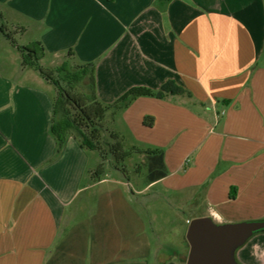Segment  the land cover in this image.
<instances>
[{
	"label": "crops",
	"instance_id": "crops-1",
	"mask_svg": "<svg viewBox=\"0 0 264 264\" xmlns=\"http://www.w3.org/2000/svg\"><path fill=\"white\" fill-rule=\"evenodd\" d=\"M0 12V24L30 36L26 45L43 43L45 68L95 63L104 104L170 79L190 91L139 96L109 118L159 134L168 174L150 183L264 215V0H0ZM56 96L0 25V264H186L185 245H153L143 223H110L92 206L86 190L102 179L84 183L95 169L74 135L57 154ZM208 209L202 216L230 220ZM260 233L252 249L264 260Z\"/></svg>",
	"mask_w": 264,
	"mask_h": 264
},
{
	"label": "rangeland",
	"instance_id": "rangeland-1",
	"mask_svg": "<svg viewBox=\"0 0 264 264\" xmlns=\"http://www.w3.org/2000/svg\"><path fill=\"white\" fill-rule=\"evenodd\" d=\"M3 22L0 15V23ZM0 25L22 45H26L31 40L29 35L16 34V29H13L11 25L8 27L5 24ZM40 62L49 63L47 59H41ZM54 75L60 79V76ZM62 84L67 85L63 81ZM74 92H78V90ZM110 115L109 112L106 115L108 119L105 117L103 120V129L100 134L106 148L105 170L99 175L95 174L98 164L103 162V159L98 150L86 149L91 156L90 167H94L95 172L90 176L87 173L86 177H83L84 183L88 184L93 180L102 179L87 189V194H85L87 196L91 195L92 206L94 204L99 212L105 210L107 214L103 217L110 220V223L117 224V221L118 223H143L148 230L147 233L150 234L153 245L162 243L167 249L185 245L188 249L186 256H188L190 245L186 234L189 224L186 223V220L206 215L210 206L219 207L230 219L228 222L264 219V215L247 213L245 209L235 206L233 203L219 206L217 203H222L219 202V198L207 200L202 197L203 194L194 196L189 191H174L169 187L170 184H167V181L150 183L148 180L147 155L149 152H157L159 149L155 144L159 134L149 129H143L141 133L135 134L126 126L121 113H116L112 118H109ZM183 123L182 120V126ZM182 133L177 134L174 143L179 144L177 140L181 139ZM118 140L122 142L121 147L125 154L124 162H118L115 154L107 152V142L114 143ZM219 172L220 169L214 172L211 177H208L207 184L204 185L205 188L213 185ZM172 177H176V175H172ZM189 177L192 178L191 174ZM221 193V190L218 191L217 196L222 197ZM81 200L79 198V202ZM100 216L102 217V215H99V218ZM259 234L261 233L259 232L254 236ZM254 236L238 248L236 258L240 264H264L262 258L258 260L253 255L252 238Z\"/></svg>",
	"mask_w": 264,
	"mask_h": 264
},
{
	"label": "trees",
	"instance_id": "trees-1",
	"mask_svg": "<svg viewBox=\"0 0 264 264\" xmlns=\"http://www.w3.org/2000/svg\"><path fill=\"white\" fill-rule=\"evenodd\" d=\"M1 30L21 50L23 65L35 68L57 87V96L54 102V112L50 127L58 143L57 154L63 150L68 137L74 135L83 147L100 152L103 162L99 164L95 174L99 175L105 170L106 148L100 134L103 129L102 122L109 112L114 113L120 108L129 106L139 96H155L158 98L182 94L192 96L190 91L179 85L175 80L170 79L163 83L158 90L134 87L115 102L104 104L99 100L97 94L95 63L75 64L74 61H70L72 60L71 58H68L53 70L45 68L40 62L46 55V49L41 41H33L28 45H19L14 40V36L3 26H1ZM54 74L60 76V79ZM62 81L67 85L64 86ZM77 90L78 92H74ZM144 123L152 126L154 117L145 116ZM121 143V140L114 143L107 142V152L115 154L118 162H124L125 159ZM147 157L149 182L157 181L168 174L162 151L149 152ZM231 197H235L232 192Z\"/></svg>",
	"mask_w": 264,
	"mask_h": 264
},
{
	"label": "water",
	"instance_id": "water-1",
	"mask_svg": "<svg viewBox=\"0 0 264 264\" xmlns=\"http://www.w3.org/2000/svg\"><path fill=\"white\" fill-rule=\"evenodd\" d=\"M264 231V219L218 223L212 216L191 220L187 229L190 245L186 264H240L238 248Z\"/></svg>",
	"mask_w": 264,
	"mask_h": 264
},
{
	"label": "built area",
	"instance_id": "built-area-1",
	"mask_svg": "<svg viewBox=\"0 0 264 264\" xmlns=\"http://www.w3.org/2000/svg\"><path fill=\"white\" fill-rule=\"evenodd\" d=\"M191 220H187V223L190 224Z\"/></svg>",
	"mask_w": 264,
	"mask_h": 264
}]
</instances>
